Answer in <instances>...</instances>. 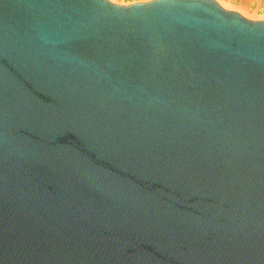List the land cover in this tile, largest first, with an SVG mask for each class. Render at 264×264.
Listing matches in <instances>:
<instances>
[{
    "label": "water",
    "instance_id": "95a60500",
    "mask_svg": "<svg viewBox=\"0 0 264 264\" xmlns=\"http://www.w3.org/2000/svg\"><path fill=\"white\" fill-rule=\"evenodd\" d=\"M0 264H264V21L0 0Z\"/></svg>",
    "mask_w": 264,
    "mask_h": 264
},
{
    "label": "rangeland",
    "instance_id": "374dc122",
    "mask_svg": "<svg viewBox=\"0 0 264 264\" xmlns=\"http://www.w3.org/2000/svg\"><path fill=\"white\" fill-rule=\"evenodd\" d=\"M110 1L120 5H125L133 2H145L148 0H110ZM216 1L228 2V4H230L233 7L231 11H239L240 8V10L244 9L243 11H246L250 14L254 13L256 16L264 18V0H216Z\"/></svg>",
    "mask_w": 264,
    "mask_h": 264
},
{
    "label": "bare ground",
    "instance_id": "6f19581e",
    "mask_svg": "<svg viewBox=\"0 0 264 264\" xmlns=\"http://www.w3.org/2000/svg\"><path fill=\"white\" fill-rule=\"evenodd\" d=\"M108 1H110V0H108ZM213 1H215L216 4L223 10L231 11V9H233V7L230 4H228V2H222V1L221 2H217L216 0H213ZM110 2H112V1H110ZM112 3H114V2H112ZM243 10L242 9L240 10V8H239V11H231V12H235L238 15H240L241 18H244V19H247V20H250V21H264V18L258 17L254 13L250 14V13H248L246 11H243Z\"/></svg>",
    "mask_w": 264,
    "mask_h": 264
}]
</instances>
